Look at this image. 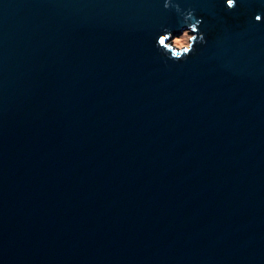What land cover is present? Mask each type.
<instances>
[{"label": "water", "instance_id": "obj_1", "mask_svg": "<svg viewBox=\"0 0 264 264\" xmlns=\"http://www.w3.org/2000/svg\"><path fill=\"white\" fill-rule=\"evenodd\" d=\"M0 0V264H264V0ZM259 15L261 21L255 17Z\"/></svg>", "mask_w": 264, "mask_h": 264}, {"label": "clouds", "instance_id": "obj_2", "mask_svg": "<svg viewBox=\"0 0 264 264\" xmlns=\"http://www.w3.org/2000/svg\"><path fill=\"white\" fill-rule=\"evenodd\" d=\"M226 7L229 11H232L236 7L235 0H227ZM164 8H174L182 16L186 28L180 36L175 37L171 30L164 29V34L159 36L155 46L167 59L174 61L186 60L195 51V44L206 43L204 35L198 31V26L202 23V20L195 18L193 10L182 11L178 4L172 3V0H165ZM255 19L257 22L261 21L259 15Z\"/></svg>", "mask_w": 264, "mask_h": 264}]
</instances>
